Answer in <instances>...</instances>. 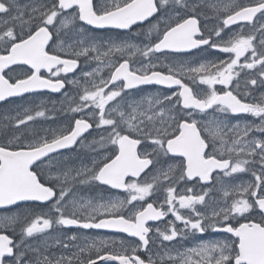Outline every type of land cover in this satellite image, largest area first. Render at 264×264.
<instances>
[{"label": "snow or ice", "instance_id": "1", "mask_svg": "<svg viewBox=\"0 0 264 264\" xmlns=\"http://www.w3.org/2000/svg\"><path fill=\"white\" fill-rule=\"evenodd\" d=\"M258 13L264 18V0H0V102L42 90L61 93L59 110L73 121L43 132L29 126L55 111L56 102L3 117L0 133L11 128L13 134L0 141V208L39 202L46 210L0 215V264H264V138L251 135L264 133V93L247 100L264 86ZM202 18L216 23L209 28ZM240 22L251 30L245 33ZM94 29L129 35L102 40ZM205 46L226 58H178ZM145 85L169 91L141 95ZM230 114H250L259 123L230 124ZM91 129L99 134L90 142L97 153L91 166L53 173L50 154L83 143ZM240 173L252 179L236 182ZM101 185L126 195L76 190ZM71 226L135 239L76 243V234L49 233ZM209 231L225 235L200 239ZM37 235L47 237L45 252L77 251L44 254L28 242ZM190 239L191 245L171 247Z\"/></svg>", "mask_w": 264, "mask_h": 264}, {"label": "flooded vegetation", "instance_id": "2", "mask_svg": "<svg viewBox=\"0 0 264 264\" xmlns=\"http://www.w3.org/2000/svg\"><path fill=\"white\" fill-rule=\"evenodd\" d=\"M31 0H18V3L20 5H25L30 3ZM252 0H240V3H251ZM203 11L208 15V16H213L214 13H212V11L208 8H204ZM257 27L259 26L260 23H264V18L260 17V14H257V17L254 18ZM202 23H206L207 26L209 28H211L215 23V19H210L207 21H204L202 18ZM241 24L245 25L244 31L245 33H248L251 30V25H248L247 22H240ZM87 27V26H86ZM231 29L233 30H239L237 25H232L230 26ZM140 29L136 28L134 26L133 28V32H139ZM226 32L228 30H225ZM92 34L95 35L97 38L99 39H113V40H117V39H123L125 38V36L129 35V33L126 32V30H116V29H94L92 31ZM144 37H139V40H143ZM160 55V54H157ZM227 54H223L220 53L216 50L207 48L206 46L202 49V50H193L191 55H183L178 57L179 59H183V60H191V61H200L203 59H216V58H220V59H224L226 58ZM241 62H243V58H241ZM83 66V65H82ZM138 66V65H137ZM25 68L27 66H24ZM89 67H95V62H93ZM13 68H16V66H13ZM6 73H8V75H21V73L17 70L16 72H8V70L6 71ZM104 75H107V72L105 71V73H103ZM45 76H47V73H44ZM71 75V74H70ZM243 73H242V78H241V85L243 87ZM190 83V82H189ZM194 88H196V85H190ZM200 87H204V86H200ZM217 88H221V85H217ZM251 87V86H249ZM141 88L143 89V92L140 93L141 95H150V94H155L157 92L158 89H162V91L164 92H168V89H163L162 86H156V85H145V86H141ZM71 91L70 86L66 89ZM261 93H264V86H257L251 93V95L247 98L248 102H256L259 98ZM62 94L60 95H51L50 93H32L29 95H26L22 98L19 99H15V100H11L8 101L6 103H4L3 105H0V109H3L5 107L11 106V105H15V104H24L27 105L29 104L30 106H35L37 104H41L44 108L46 109H52L53 108V102H58L61 100L62 98ZM45 101H48L47 104H45ZM51 101V103H50ZM58 104L56 103V106ZM50 112L49 114L53 115V116H58L61 113L55 112V111H48ZM209 112H211V110H209ZM71 115V114H70ZM219 115V114H218ZM228 120L230 122V124H235L237 121H240L241 123L245 122V121H255L256 123H259V119L255 118L253 116H251L250 114H239L236 116L233 115H229L228 116ZM31 128L36 129L39 126L36 125H29ZM50 126V125H49ZM48 127V126H47ZM12 134H9V136L7 137H11ZM254 137L257 138H264V133H259V132H254L251 134ZM93 138L99 139V134H98V130L95 129H91L89 130L88 133H86L84 135V141L83 143H77L72 149H69L68 151H64L62 153H57L52 156V171L53 173H55L57 171V169H67V168H72V169H79L82 166H91V162L93 160V158H95L97 156V153L95 151H93V148L91 146V141L93 140ZM2 141V140H0ZM6 142V141H3ZM73 175L75 174V171H73L72 173ZM236 176V182H246L251 178V176L247 173H240V174H235ZM42 179L48 183V173L47 170H45V174L42 176ZM189 186H191L189 184ZM77 192L80 193L81 195H85V196H92V197H99L101 195H103L105 198L108 197H123L126 194L121 192L120 190H116V189H110L107 186H92L91 188L88 186H77ZM197 191H199V189H197ZM212 197L219 199L221 197V193L219 191H213L211 193ZM159 198H163V193L160 192L158 194ZM155 198V197H154ZM209 203H213L212 200H209ZM43 209V206L39 205V202H23L19 205L13 206L11 208L5 209V210H0V215H9V214H20L21 216L26 215L29 211H40ZM46 210V209H43ZM170 218V217H169ZM167 219V218H166ZM149 223H153V222H149ZM163 226V225H161ZM49 233L52 237H56L59 236L60 238L66 237V236H71L73 234H76L80 239H78L76 241V243H82L83 242V238L84 237H88V238H125L127 239L129 242L133 241L135 238L132 237H127L126 234L123 233H117L111 230H105V229H81L75 226H71V227H54L52 229L49 230ZM11 235V233H9ZM225 234L223 233H213L211 231L205 233L203 235V237H200V239H204V240H210V239H219V238H223ZM47 237L44 236H40L37 235L34 238H29L28 242L34 246H37L40 248V251L44 254H56L59 255L62 252L65 255H69L71 254V252L77 251V249L75 247H72L70 249H63L59 246H55L52 248H49L46 252L43 246V241L46 239ZM16 240L20 239L19 236V227L17 228V234L15 236ZM167 243V242H166ZM194 243V240H187V241H180L178 243H173L171 245V247L173 248H177L180 247L181 244L188 246ZM157 251V248L155 245L152 246V252L155 253ZM30 256H32L33 254H29ZM141 258L147 260L148 258V253H145L143 251L140 252ZM93 258H95V256H93ZM97 264H104L103 261H98ZM110 264H117V262H110Z\"/></svg>", "mask_w": 264, "mask_h": 264}, {"label": "rangeland", "instance_id": "3", "mask_svg": "<svg viewBox=\"0 0 264 264\" xmlns=\"http://www.w3.org/2000/svg\"><path fill=\"white\" fill-rule=\"evenodd\" d=\"M63 99V97L61 98V100ZM60 100V101H61ZM60 101L56 102L58 105L56 106V110L55 112L61 113L58 116H53L51 114H49L50 112L46 113L45 117H40L37 118L36 120L29 122V125H36L39 126L38 128H36V131H40L43 132V130L45 129H59L62 126H67L71 121V115L69 114H65L63 111H60ZM48 101H45V104H47ZM51 103V101H50ZM24 107H34V106H30L29 104L24 105V104H15V105H11L8 107H5L3 109H0V124H5L7 123V121H5L3 119V117L5 115H15V113L17 111H22ZM51 117V118H49ZM50 125V126H49ZM48 126V127H47ZM9 134H13V130L11 128L6 129L3 133H0V140L2 141H7L9 136Z\"/></svg>", "mask_w": 264, "mask_h": 264}, {"label": "water", "instance_id": "4", "mask_svg": "<svg viewBox=\"0 0 264 264\" xmlns=\"http://www.w3.org/2000/svg\"><path fill=\"white\" fill-rule=\"evenodd\" d=\"M5 71H7V70H5ZM62 91H63V90H62ZM44 92L51 93V92H49L48 90H42V91H38V92H35V93H44ZM29 94H32V93H25L24 96L29 95ZM51 94L59 95L60 93H51ZM24 96H23V97H24ZM19 98H22V97H12V98H8L7 101L15 100V99H19ZM7 101H6V102H7ZM3 103H5V102H0V105L3 104ZM85 134H86V133H85ZM85 134H84V135H85ZM74 146H75V145H74ZM74 146H72L71 148H67V149H61V150H59L57 153H61V152H64V151H68L69 149H72ZM57 153H53V154H50V155H54V154H57ZM21 203H23V202H21ZM21 203H20V204H21ZM14 206H16V205H14ZM11 207H13V206H8V207H5V208H0V210H5V209L11 208Z\"/></svg>", "mask_w": 264, "mask_h": 264}]
</instances>
